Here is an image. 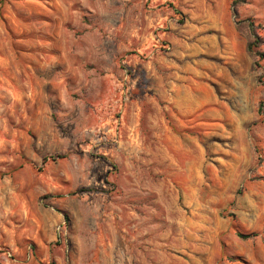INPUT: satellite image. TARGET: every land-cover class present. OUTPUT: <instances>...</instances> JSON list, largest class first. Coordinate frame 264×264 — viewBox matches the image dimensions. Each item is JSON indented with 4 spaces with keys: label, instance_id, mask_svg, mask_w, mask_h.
Instances as JSON below:
<instances>
[{
    "label": "rangeland",
    "instance_id": "1",
    "mask_svg": "<svg viewBox=\"0 0 264 264\" xmlns=\"http://www.w3.org/2000/svg\"><path fill=\"white\" fill-rule=\"evenodd\" d=\"M232 1L0 0V264H264V0Z\"/></svg>",
    "mask_w": 264,
    "mask_h": 264
},
{
    "label": "trees",
    "instance_id": "2",
    "mask_svg": "<svg viewBox=\"0 0 264 264\" xmlns=\"http://www.w3.org/2000/svg\"><path fill=\"white\" fill-rule=\"evenodd\" d=\"M246 2H247V0H233V1H232V8H234V10H235V8H236L237 6L242 5V4H245ZM234 10H233V12L235 13ZM248 52L251 53L249 48H248ZM255 65H256V66H259L258 63H255ZM263 104H264V103H260V108L263 107ZM262 114H264V111H262ZM238 236H239L240 238H242V239H248V238H251L253 235H242V234H238Z\"/></svg>",
    "mask_w": 264,
    "mask_h": 264
}]
</instances>
